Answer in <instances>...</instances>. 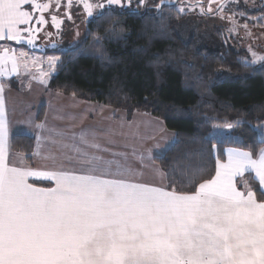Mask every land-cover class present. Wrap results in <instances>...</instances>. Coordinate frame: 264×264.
Masks as SVG:
<instances>
[{
  "label": "snow or ice",
  "instance_id": "snow-or-ice-1",
  "mask_svg": "<svg viewBox=\"0 0 264 264\" xmlns=\"http://www.w3.org/2000/svg\"><path fill=\"white\" fill-rule=\"evenodd\" d=\"M74 4L82 6L88 18L97 19L117 10L139 12L147 0H137L135 7L133 0H66L65 7L70 10ZM165 4L181 15L197 9L201 15H217L232 22L230 33L242 27L251 35L247 23L239 25L235 20L237 15L248 19L246 12L225 15V8L239 7L240 0H207L206 5L205 0H196L195 6L188 0L187 8L182 0H159L154 10L162 15ZM53 7L58 10L61 0L55 5L51 0H0V41L34 44L41 31L34 25L48 24L44 13ZM49 14L60 29L64 21ZM65 15L74 23L71 11ZM251 19L264 20V4L261 16ZM100 39L96 37L98 43ZM249 51L251 59H245V65L264 70V55L251 47ZM58 63L60 57H48L49 71H44L38 59L29 60L27 53L5 47L0 50V77L19 75L23 67L32 80L47 85ZM30 65L40 71L33 73ZM240 123L225 120L215 127L233 129ZM33 127L36 150L30 155L44 161L47 170L30 167L23 154H16L22 166L10 160L0 82V264H264V148L254 156L252 151L217 150L211 145L214 175L205 171L203 163L180 165L186 169L180 172L173 163L165 170L155 164L150 149L137 157L141 165L137 169L127 157L121 163L79 149L72 156L53 153L45 147L49 141L58 143L52 140L53 130L46 122ZM86 135L82 132L81 140L88 143ZM92 136L95 139V133ZM156 148L161 159H168L167 147ZM220 152L226 160L220 159ZM32 177L53 186L38 187L30 183ZM177 184L189 190H178Z\"/></svg>",
  "mask_w": 264,
  "mask_h": 264
},
{
  "label": "trees",
  "instance_id": "trees-1",
  "mask_svg": "<svg viewBox=\"0 0 264 264\" xmlns=\"http://www.w3.org/2000/svg\"><path fill=\"white\" fill-rule=\"evenodd\" d=\"M158 2L139 12L106 13L89 21L78 45L47 49L46 53H57L62 60L49 87L124 110L129 118L136 111L161 118L178 141L167 148L168 159L154 158L165 170L173 163L178 172L186 171L180 165L203 163L205 171L214 175L211 145L258 155L264 147V70H258L260 65L246 66L242 51L202 47L194 35L183 36L180 20L186 14L165 4L161 15L154 10ZM251 13L261 14V6ZM96 37L101 38L99 43ZM44 115L43 104L37 120ZM225 120L241 123L226 132L217 130L215 126ZM11 148L31 162L35 138L16 133ZM220 159H226L223 152ZM177 188L189 190L179 184Z\"/></svg>",
  "mask_w": 264,
  "mask_h": 264
},
{
  "label": "crops",
  "instance_id": "crops-1",
  "mask_svg": "<svg viewBox=\"0 0 264 264\" xmlns=\"http://www.w3.org/2000/svg\"><path fill=\"white\" fill-rule=\"evenodd\" d=\"M38 2L45 3L49 1L38 0ZM51 2L53 5H55V0H51ZM62 2H66V0H61V6L64 5ZM54 8L55 7L50 9L49 12H53ZM54 30L56 32L61 31L60 29ZM18 45L21 47L22 52L28 54V59L30 57H34L33 53H35V55L49 54L42 52V50L38 48H29L21 42L18 44L16 41H0V50L7 47L15 50L18 53V51L15 49V47H18ZM55 48L57 47L55 46ZM19 76L26 77L29 75L25 72L23 67H21L19 75L10 74L0 77V82L4 84L5 108L8 119L10 143L9 158L17 166H22L20 157L16 155L19 153L23 154L24 162L30 167L38 170H47L45 168V162L39 157L32 156V161L29 162L24 153L15 151L11 148V137L14 134L24 133L34 136L33 134L36 133L37 130L33 127V123L46 122L47 127L53 130L51 134L52 140L58 141V143H52L49 141L45 145V147L50 149L53 153L58 154L59 152L63 151L72 156L77 155L75 150L79 149L82 152L96 154L103 156L106 160H116L121 163H124V158L127 157V161L137 169H140L141 167L140 162L137 159L141 153L146 154V150L150 149L153 158H155V156L158 155L156 146L159 145L160 149H165V147L168 148L176 137L175 131L169 129L161 118L148 112L136 111L133 113L132 117L129 118L124 110L113 108L104 103L90 101L75 95H69L61 91L53 90L49 87V83L47 85L40 83L34 84L30 83L29 80L26 81L23 79L24 84L20 83L19 85L18 80H16V78ZM29 85L44 87V90L42 89V91L37 92V94L40 93L42 95L39 98H32L33 96L30 97L29 95L28 97L22 96V91L19 87L28 88ZM63 94L69 95L70 98L78 100V110H73L77 106L71 103L68 104L67 108L66 106L64 107V105H67V102H65V96H63ZM45 98H47V101H45ZM57 98L62 103H59L60 105L57 106L58 109H53L50 112L48 106L51 100H57ZM33 101L37 104L43 102L40 104V106L43 104L45 105V115L42 121L37 120V114L39 110L37 111L36 116H30L28 118L30 119L29 122L25 121L24 119V117L27 115V112H24V110L20 108L28 109L34 104ZM27 102L29 103L27 104ZM40 106L38 108H40ZM34 107L37 109V107L34 105L31 106L30 109H34ZM138 115H141V124H143V119H149L144 124L150 128L148 133L141 132L145 127H131L135 119L139 117ZM34 117H36L35 120ZM150 121H152V125H150ZM161 129H163V131ZM82 132L88 134L84 138L86 141H88V143H85L81 140ZM57 133H63V136L57 135ZM92 133H95V139H93ZM148 136H150V138H148ZM91 143L99 144V149L91 147ZM62 145H67V147H62ZM35 150L36 140L34 151ZM154 162L155 164L159 165L155 159ZM145 163H147V161H145ZM145 179H150V174L147 172H145ZM30 183H35L36 186L45 188L53 186L52 182L44 181L35 177L30 178Z\"/></svg>",
  "mask_w": 264,
  "mask_h": 264
},
{
  "label": "rangeland",
  "instance_id": "rangeland-1",
  "mask_svg": "<svg viewBox=\"0 0 264 264\" xmlns=\"http://www.w3.org/2000/svg\"><path fill=\"white\" fill-rule=\"evenodd\" d=\"M43 1H49V0H43ZM147 0V6L144 8H141L142 10L148 9L149 6H151L153 3H156L157 0H154V2ZM93 2H101V0H93ZM137 1H133V5L135 7ZM44 3V2H42ZM47 3V2H45ZM62 5L58 10L54 8V11L51 12V14H55L58 16L59 19L63 20L64 23L61 25L60 30L61 31H55L59 30L55 27V25L51 21V15L49 13H44L45 18L48 20V24H36L35 27L41 28V31L37 33L35 43L29 44L26 41H23L24 45H26L29 48H38L41 49L42 52L46 53L45 51L47 49H52L56 47H60V49H67L71 48L73 46L78 45L85 37V34L87 32V27L89 24V21L92 20L87 17L83 7H77L75 4L72 9L68 10L65 7L66 2H62ZM183 5L187 8L188 7V0H182ZM191 3L193 6L196 4V0H191ZM207 4V0H205V5ZM264 4V0H240V5L237 7L234 4H229L228 7L225 8V15H231L233 12H246L248 19H245V17L237 15L235 17L236 22L239 25H243L244 23H247L249 26V30L251 32V35H248L245 30L241 27L238 31V33H230L229 29L233 27V24L231 21L227 19H221L217 15H201L198 11H186L184 18L180 20V31L183 36L189 37V35H194L198 41V45L202 47H209V48H222L224 46L226 47H232L235 50L242 51L244 53V60L251 59V52L249 51V47H251L252 51L257 52L258 54L264 55V20L260 21H254L251 19V17H259L261 14L254 16L251 12L254 10L260 8V6ZM213 8L216 9L217 5L213 4ZM67 11H71L72 13V20L74 23L69 22L66 19L65 13ZM65 16V20H64ZM51 33V35H49ZM60 42V43H59ZM20 44V42H18ZM49 45V46H48ZM17 46V45H15ZM15 49L19 52L21 51V47L18 45V47H15ZM34 57L29 58V60L32 59H38L40 61V65H42L44 71H49L47 66V58L52 56L59 55L57 53H49L48 55H35L33 53ZM59 64V63H58ZM56 65V69L57 66ZM30 68L33 73H38L40 71L39 67H33L30 65ZM56 73V70H55ZM52 76V75H51ZM51 78V77H50ZM23 79L26 81H30V83H40L36 80H32L30 76H19L16 78L18 80V83H23ZM24 84V83H23ZM28 84V83H27ZM43 84V83H40ZM44 85V84H43ZM22 91V96L28 97V95L32 98H39L42 94H37L38 91L44 90V87H38L36 85L28 86V88L19 87ZM24 91V93H23ZM28 94H26V93ZM65 102H67L66 108L68 107V104H74L77 106L73 110H78V100L72 99L69 97V95L63 94ZM63 100V101H64ZM76 100V101H71ZM45 101H47V98H45ZM69 102V103H68ZM29 102H27L28 104ZM33 105L37 107V109H30L31 105L28 109L27 108H20L23 109L24 112H27V115L24 117L25 121H28L30 116H36L37 111L39 110L40 104L43 102L37 104L33 101ZM62 103L60 100L54 99L51 100L48 109L51 112L53 109H58L57 106H59ZM38 105V106H37ZM57 107V108H56ZM83 108V107H82ZM85 109V108H84ZM83 109V110H84ZM134 121V123L131 125L138 128H144L141 132L148 133L150 131L149 126L144 125L145 122L149 119L145 118L143 119V124H141V115H138ZM36 117H34L35 120ZM151 120V119H150ZM150 125H152V121H150ZM152 127V126H150ZM217 128V127H216ZM217 130L221 132H226L230 129L225 128H217ZM150 138V136H148Z\"/></svg>",
  "mask_w": 264,
  "mask_h": 264
},
{
  "label": "water",
  "instance_id": "water-1",
  "mask_svg": "<svg viewBox=\"0 0 264 264\" xmlns=\"http://www.w3.org/2000/svg\"><path fill=\"white\" fill-rule=\"evenodd\" d=\"M175 1V0H174Z\"/></svg>",
  "mask_w": 264,
  "mask_h": 264
}]
</instances>
